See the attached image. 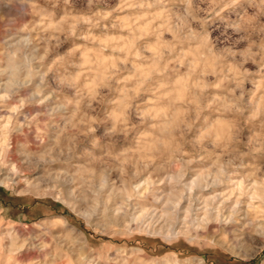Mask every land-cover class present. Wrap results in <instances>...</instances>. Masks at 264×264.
<instances>
[{
    "label": "rangeland",
    "instance_id": "obj_1",
    "mask_svg": "<svg viewBox=\"0 0 264 264\" xmlns=\"http://www.w3.org/2000/svg\"><path fill=\"white\" fill-rule=\"evenodd\" d=\"M0 264H264V0H0Z\"/></svg>",
    "mask_w": 264,
    "mask_h": 264
},
{
    "label": "bare ground",
    "instance_id": "obj_2",
    "mask_svg": "<svg viewBox=\"0 0 264 264\" xmlns=\"http://www.w3.org/2000/svg\"><path fill=\"white\" fill-rule=\"evenodd\" d=\"M196 181L198 180V179H195Z\"/></svg>",
    "mask_w": 264,
    "mask_h": 264
}]
</instances>
